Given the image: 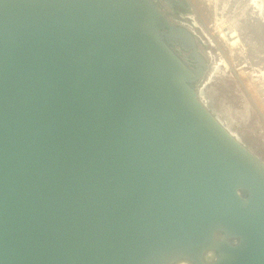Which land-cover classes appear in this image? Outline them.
<instances>
[{
  "label": "water",
  "instance_id": "1",
  "mask_svg": "<svg viewBox=\"0 0 264 264\" xmlns=\"http://www.w3.org/2000/svg\"><path fill=\"white\" fill-rule=\"evenodd\" d=\"M205 68L153 0H0V264H264V162Z\"/></svg>",
  "mask_w": 264,
  "mask_h": 264
},
{
  "label": "rangeland",
  "instance_id": "2",
  "mask_svg": "<svg viewBox=\"0 0 264 264\" xmlns=\"http://www.w3.org/2000/svg\"><path fill=\"white\" fill-rule=\"evenodd\" d=\"M185 12L197 33L206 68L195 84L201 100L264 162V21L252 0H190ZM218 2V1H217ZM235 30L238 43L222 39L217 23ZM175 264H190L185 261Z\"/></svg>",
  "mask_w": 264,
  "mask_h": 264
},
{
  "label": "flooded vegetation",
  "instance_id": "3",
  "mask_svg": "<svg viewBox=\"0 0 264 264\" xmlns=\"http://www.w3.org/2000/svg\"><path fill=\"white\" fill-rule=\"evenodd\" d=\"M158 9L162 12L168 24L177 29H185L187 30L194 39L196 51L197 48V33L193 30L192 26H196V24L190 19V23L192 26H189L187 23V18L184 13H187V10L191 8L190 0H153ZM218 1V2H217ZM220 0H215V7L219 4ZM162 36L164 37L166 43L188 64L189 68L196 72L198 69V62L194 55L193 50L190 48L189 51H186L181 45L176 43V33L174 30H171L169 27H164L160 29ZM203 77V76H202ZM201 77V78H202ZM200 78V79H201ZM197 80L196 83L198 81Z\"/></svg>",
  "mask_w": 264,
  "mask_h": 264
},
{
  "label": "bare ground",
  "instance_id": "4",
  "mask_svg": "<svg viewBox=\"0 0 264 264\" xmlns=\"http://www.w3.org/2000/svg\"><path fill=\"white\" fill-rule=\"evenodd\" d=\"M254 3L253 6L257 9L260 10V17L264 21V0H252ZM217 29L220 30L221 32V37L226 43H228L230 46H235L238 43V36L236 34L235 30L228 29L225 27V24H223V21H220L217 23Z\"/></svg>",
  "mask_w": 264,
  "mask_h": 264
}]
</instances>
